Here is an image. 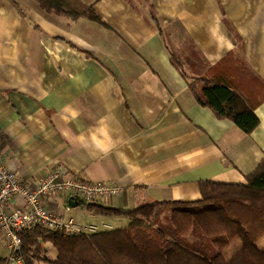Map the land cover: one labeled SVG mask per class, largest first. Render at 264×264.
Here are the masks:
<instances>
[{
  "label": "crops",
  "instance_id": "1",
  "mask_svg": "<svg viewBox=\"0 0 264 264\" xmlns=\"http://www.w3.org/2000/svg\"><path fill=\"white\" fill-rule=\"evenodd\" d=\"M67 1L97 18L0 0V159L8 169L30 188L58 166L117 184L105 205L124 209L200 200L201 181L246 183L264 158V101L247 134L197 101L172 58L203 77L233 54L264 79V0ZM81 202L58 195L49 206L69 205L80 224H127ZM7 254L0 237V264Z\"/></svg>",
  "mask_w": 264,
  "mask_h": 264
},
{
  "label": "trees",
  "instance_id": "2",
  "mask_svg": "<svg viewBox=\"0 0 264 264\" xmlns=\"http://www.w3.org/2000/svg\"><path fill=\"white\" fill-rule=\"evenodd\" d=\"M47 11L83 12L97 18L92 7L67 0H37ZM77 11V12H76ZM197 101L219 118H229L245 133L259 125L256 108L264 101V79L233 54L211 67L207 76H189L173 56ZM239 61V62H238ZM238 62V64H236ZM202 198L196 201H153L136 208L82 204L98 214L125 216L128 223L88 234L65 236L36 227L24 232L26 264H264V158L246 183L201 181ZM170 210V221L164 217ZM51 241L56 257L42 254ZM241 241L228 258L224 252ZM6 264V261L3 262Z\"/></svg>",
  "mask_w": 264,
  "mask_h": 264
},
{
  "label": "built area",
  "instance_id": "3",
  "mask_svg": "<svg viewBox=\"0 0 264 264\" xmlns=\"http://www.w3.org/2000/svg\"><path fill=\"white\" fill-rule=\"evenodd\" d=\"M36 183L35 187H28L0 159V237L5 240L8 249L6 264H26L22 234L36 227L65 236L113 228L109 223L80 224L68 216L69 205L62 210H52L49 199L69 195L79 197L89 204H106L121 192L119 185L103 181L89 182L78 175L68 176V170L64 166H58L47 174H40Z\"/></svg>",
  "mask_w": 264,
  "mask_h": 264
},
{
  "label": "rangeland",
  "instance_id": "4",
  "mask_svg": "<svg viewBox=\"0 0 264 264\" xmlns=\"http://www.w3.org/2000/svg\"><path fill=\"white\" fill-rule=\"evenodd\" d=\"M121 217L125 218L126 223H128V218L127 217H125V216H121ZM164 220H165V222H169L170 221V210L169 209L165 213ZM108 222L111 225H113L114 227H118V226L122 225L121 223H119V221H117V219L109 220ZM98 223L101 224L103 222H98ZM259 246L262 249L264 248V238L260 241ZM46 247H47V253L42 247V250H43L42 254L44 256L48 255L50 258L55 257L56 256V249L53 246L52 242H48L46 244ZM241 247H242V242L241 241H237V242L233 243L227 250H225L224 254H225L226 257L230 258L233 255H235L241 249ZM35 264H46V263L43 260H38Z\"/></svg>",
  "mask_w": 264,
  "mask_h": 264
},
{
  "label": "water",
  "instance_id": "5",
  "mask_svg": "<svg viewBox=\"0 0 264 264\" xmlns=\"http://www.w3.org/2000/svg\"><path fill=\"white\" fill-rule=\"evenodd\" d=\"M72 200H70V202H71Z\"/></svg>",
  "mask_w": 264,
  "mask_h": 264
}]
</instances>
